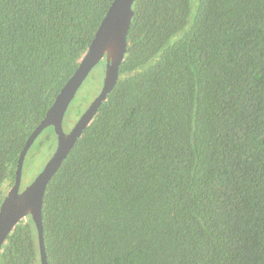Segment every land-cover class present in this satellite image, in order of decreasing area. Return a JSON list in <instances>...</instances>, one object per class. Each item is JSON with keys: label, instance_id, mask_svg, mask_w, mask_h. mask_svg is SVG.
<instances>
[{"label": "trees", "instance_id": "1", "mask_svg": "<svg viewBox=\"0 0 264 264\" xmlns=\"http://www.w3.org/2000/svg\"><path fill=\"white\" fill-rule=\"evenodd\" d=\"M112 1L0 0V205ZM132 10L117 83L45 189L48 264H264V0ZM101 82L89 73L64 125ZM55 142L46 128L22 177ZM0 264H40L30 216Z\"/></svg>", "mask_w": 264, "mask_h": 264}, {"label": "water", "instance_id": "2", "mask_svg": "<svg viewBox=\"0 0 264 264\" xmlns=\"http://www.w3.org/2000/svg\"><path fill=\"white\" fill-rule=\"evenodd\" d=\"M133 2L134 0L112 1L88 48L80 58L76 70L60 89L39 125L27 138L18 158L14 182L0 205V252L13 227L30 216L37 231L40 264H48L42 226L45 189L76 140L92 121L99 106L117 83L120 64L126 52V38L133 16ZM102 60L105 66L98 93L70 129L65 131L64 117L71 101L92 69ZM48 127L53 128L56 139L53 152L34 178L20 189L25 155L37 137Z\"/></svg>", "mask_w": 264, "mask_h": 264}, {"label": "rangeland", "instance_id": "3", "mask_svg": "<svg viewBox=\"0 0 264 264\" xmlns=\"http://www.w3.org/2000/svg\"><path fill=\"white\" fill-rule=\"evenodd\" d=\"M101 66H102V75H103V68L105 66L104 60L100 61L92 70V74L95 73L96 79H98V81L100 82L102 81V75L99 73L100 70H98V68H101ZM98 91L99 90H97V92H95L94 95H96ZM91 94H92V90L89 89L88 96H90ZM94 95L91 96V98L94 97ZM71 126L72 124L70 126L64 125V130L68 131ZM37 149L39 150L34 152V154L30 158L31 161L28 164V169L26 170V174H24L22 177L20 189L24 188L34 178V176L41 170V168L44 166V164L46 163V161L53 152V149L47 150L40 147H38Z\"/></svg>", "mask_w": 264, "mask_h": 264}]
</instances>
